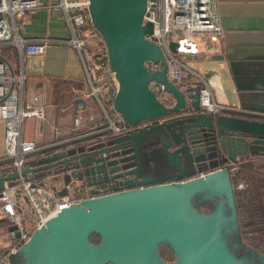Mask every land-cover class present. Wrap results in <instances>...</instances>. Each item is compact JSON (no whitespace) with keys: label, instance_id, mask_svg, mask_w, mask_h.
I'll list each match as a JSON object with an SVG mask.
<instances>
[{"label":"water","instance_id":"95a60500","mask_svg":"<svg viewBox=\"0 0 264 264\" xmlns=\"http://www.w3.org/2000/svg\"><path fill=\"white\" fill-rule=\"evenodd\" d=\"M144 1L88 0L117 81L111 107L127 128L107 133L101 123L79 139L37 150L19 171L0 170V189L31 174L63 186H105L33 226L9 251L17 264H244L220 234L245 258L264 261L240 237L227 166L231 160L264 170V116L212 115L197 108L195 86L182 90L168 81L159 46L143 36L151 30L141 21ZM145 60L160 67L149 71ZM150 79L164 84L171 103L157 99ZM160 242L174 252L171 261L160 257Z\"/></svg>","mask_w":264,"mask_h":264},{"label":"built area","instance_id":"2783aa9c","mask_svg":"<svg viewBox=\"0 0 264 264\" xmlns=\"http://www.w3.org/2000/svg\"><path fill=\"white\" fill-rule=\"evenodd\" d=\"M40 5L39 0H0V51L3 45H10L19 54L13 64L14 70L6 61L0 59L2 158L9 161L8 170L19 171L24 166L26 153L35 148L33 139L21 136L23 119L32 117L39 121L44 118L45 113L44 106L37 102L36 94L24 96L26 73L22 67V55L42 53L45 44L50 40L46 37L25 39L16 27L17 17L26 11L39 8ZM52 5L58 7L62 13L68 31L67 38L62 42L72 47L78 55L82 79L87 87L85 95L93 99L103 128L110 133L126 129L128 124L120 117L112 115L105 104V101L110 102L109 106L112 108L111 99L117 89V81L108 67L101 36L90 21L88 0H56ZM141 21L151 24L150 32L143 36L159 46L166 64V79L182 90L195 86L199 110L215 115L227 109L223 103L214 99L207 78L185 60L187 56L198 53L199 44H203L205 51H213V43L221 39L223 29L219 22L218 0H145ZM169 42H173V49H170ZM144 64L149 71L160 67L159 60H145ZM148 87L157 99L165 104L171 103L172 96L162 82L150 79ZM84 119L88 126L87 131L80 130ZM92 119L85 103L76 99L69 138L79 139L78 137L96 131L97 126H91ZM53 131L56 136L55 127ZM227 166L231 175L236 170L237 163L229 160ZM241 186L242 182H236L235 187ZM53 187L47 181L37 183L28 176H19L11 185L3 182L0 189V215L9 223L6 234L12 243L0 252V264H7V252L13 251L27 237L33 226L41 223L60 207L86 197L74 192L57 196ZM64 187L66 190H77V187L69 183L64 184ZM104 191L105 187L93 190L87 196Z\"/></svg>","mask_w":264,"mask_h":264},{"label":"crops","instance_id":"0c3cea01","mask_svg":"<svg viewBox=\"0 0 264 264\" xmlns=\"http://www.w3.org/2000/svg\"><path fill=\"white\" fill-rule=\"evenodd\" d=\"M39 1V8L16 18L17 31L23 38L35 40L46 37L50 40L42 53L22 55V67L26 73L24 96L36 94L37 102L45 109L44 118L39 121L32 117L23 119L21 136L35 142V148L26 154L25 160L50 143L77 139L69 138L76 99H81L92 114L91 126L101 124L93 99L85 95L87 87L82 79L78 55L62 42L68 31L60 9L52 5L56 0ZM218 16L223 34L213 43L215 49L207 52L203 44H199L198 53L187 56L185 60L207 78L214 99L228 107L220 113L243 112L264 116V0H218ZM18 56L17 50L11 46L5 58L12 70ZM105 104L112 115L120 117L110 108V102L105 101ZM85 122L86 119L82 122L81 131L88 130ZM53 127L57 130L56 136ZM2 130L0 120V159H3ZM29 177L37 183L47 181L55 189L61 184L50 176L40 178L31 174ZM70 185L77 190L73 188L66 192L81 196L105 187L96 185L90 190L78 181ZM8 224L0 215V252L12 243L6 234Z\"/></svg>","mask_w":264,"mask_h":264},{"label":"trees","instance_id":"16d2710c","mask_svg":"<svg viewBox=\"0 0 264 264\" xmlns=\"http://www.w3.org/2000/svg\"><path fill=\"white\" fill-rule=\"evenodd\" d=\"M10 48V45L1 47L0 59L8 62L5 57ZM8 167L9 161L0 159V170ZM230 181L240 237L264 254V170L237 163ZM238 181L242 182L239 188L235 187ZM97 238L95 232L89 234L90 240L95 241ZM157 249L163 261L174 258V252L166 243L160 242Z\"/></svg>","mask_w":264,"mask_h":264},{"label":"rangeland","instance_id":"374dc122","mask_svg":"<svg viewBox=\"0 0 264 264\" xmlns=\"http://www.w3.org/2000/svg\"><path fill=\"white\" fill-rule=\"evenodd\" d=\"M55 189V187H53ZM92 188H90L91 190ZM55 191L57 193H65L66 189L64 188V186L62 184H59L58 188L55 189ZM202 209H207V206H200ZM232 222L235 223L234 219H231V224ZM220 238L223 241V244L225 246V248L234 256H236L237 258L241 259L243 261L244 264H264V261L256 259V260H252L249 258H245L242 253L244 252V249L239 248V249H234L232 246L229 245L225 234H220ZM9 260H10V264H17V253H12V252H8L7 254ZM105 264H109V263H105Z\"/></svg>","mask_w":264,"mask_h":264},{"label":"flooded vegetation","instance_id":"af4514ba","mask_svg":"<svg viewBox=\"0 0 264 264\" xmlns=\"http://www.w3.org/2000/svg\"><path fill=\"white\" fill-rule=\"evenodd\" d=\"M107 133H108V131H106ZM90 140H94V138H92V139H90ZM231 176V175H230ZM84 185V184H83ZM200 206H206V204H204V203H201V204H199V208H201ZM208 208V207H207ZM202 209V208H201Z\"/></svg>","mask_w":264,"mask_h":264}]
</instances>
